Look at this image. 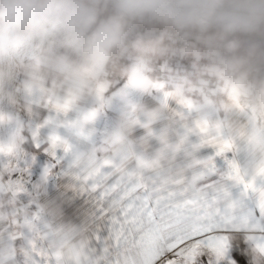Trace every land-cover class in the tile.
Returning <instances> with one entry per match:
<instances>
[{"label":"crops","instance_id":"1","mask_svg":"<svg viewBox=\"0 0 264 264\" xmlns=\"http://www.w3.org/2000/svg\"><path fill=\"white\" fill-rule=\"evenodd\" d=\"M149 76L162 87L105 78L71 95H49L50 81L26 94L23 71L8 86L0 105V264H95L121 197L142 186L195 193L222 181L227 165L210 138L232 140L240 151L228 158L249 180L256 176L260 155L244 142L264 135V119L238 101L250 124L227 96L180 95L182 82L165 71Z\"/></svg>","mask_w":264,"mask_h":264},{"label":"clouds","instance_id":"2","mask_svg":"<svg viewBox=\"0 0 264 264\" xmlns=\"http://www.w3.org/2000/svg\"><path fill=\"white\" fill-rule=\"evenodd\" d=\"M176 56L264 119V0H0V94L21 71L26 94L50 81L49 95H71L108 76L160 88L152 65Z\"/></svg>","mask_w":264,"mask_h":264},{"label":"snow or ice","instance_id":"3","mask_svg":"<svg viewBox=\"0 0 264 264\" xmlns=\"http://www.w3.org/2000/svg\"><path fill=\"white\" fill-rule=\"evenodd\" d=\"M234 107L252 123L238 101ZM207 143L225 159L222 181L195 193L142 186L138 195L121 197L110 210V236L95 264H264V135L244 142L260 155L251 180L227 156H235L238 145L222 136ZM206 171L217 172L214 166Z\"/></svg>","mask_w":264,"mask_h":264},{"label":"built area","instance_id":"4","mask_svg":"<svg viewBox=\"0 0 264 264\" xmlns=\"http://www.w3.org/2000/svg\"><path fill=\"white\" fill-rule=\"evenodd\" d=\"M149 25H139L137 31L147 30ZM127 63L128 61H123ZM165 71L169 73L174 78L178 79L180 82L184 83L186 80L188 83L185 87L194 86L193 89L200 90V92L205 97H218L223 98L225 95L219 91V86L217 85L214 78L208 76H199L195 73L192 67L191 57H172L165 62V59L157 60L152 65L151 72ZM112 85H117L122 82L123 77L108 76L106 77ZM204 81V83H201ZM215 120L217 123L221 122V116L219 114L215 115Z\"/></svg>","mask_w":264,"mask_h":264},{"label":"rangeland","instance_id":"5","mask_svg":"<svg viewBox=\"0 0 264 264\" xmlns=\"http://www.w3.org/2000/svg\"><path fill=\"white\" fill-rule=\"evenodd\" d=\"M5 94L3 93V94H0V105H1V107H3V108H1V109H4V105H5V103H6V100H5ZM2 114H4L2 111H0V118H2V116H4V115H2Z\"/></svg>","mask_w":264,"mask_h":264},{"label":"trees","instance_id":"6","mask_svg":"<svg viewBox=\"0 0 264 264\" xmlns=\"http://www.w3.org/2000/svg\"><path fill=\"white\" fill-rule=\"evenodd\" d=\"M123 80H124V79H123ZM123 80H122V81H123Z\"/></svg>","mask_w":264,"mask_h":264}]
</instances>
